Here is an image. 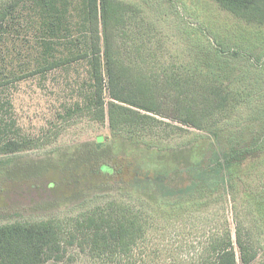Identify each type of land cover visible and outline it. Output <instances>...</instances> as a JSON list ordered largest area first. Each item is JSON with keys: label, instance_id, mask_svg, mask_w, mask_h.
Segmentation results:
<instances>
[{"label": "rangeland", "instance_id": "rangeland-1", "mask_svg": "<svg viewBox=\"0 0 264 264\" xmlns=\"http://www.w3.org/2000/svg\"><path fill=\"white\" fill-rule=\"evenodd\" d=\"M119 1L134 8L129 14L131 40L144 46L148 61L157 64L154 72L166 79L162 95L167 104L173 79L194 72L235 93L232 114L216 115L207 125L219 132V141L185 127L179 131L176 122L160 117L156 118L171 125L113 134L106 118L97 121L84 108L83 97L89 92L86 62L10 83L0 89L6 118L15 121L21 136L45 137L48 142L38 150L0 157V225L43 220L68 224L115 202L137 208L143 196L140 188L115 182V174L106 178L98 164L110 166L114 173L121 167L123 172L169 170L168 181L185 187L193 176L189 170H220L218 160L234 145L244 161L222 170L231 198L226 203L214 199L203 215L169 221L167 228L162 223L141 249L143 260L135 264H185L197 255L214 224L223 223L222 217L233 239L237 227L249 235L257 250L249 264H264V26L235 17L216 0ZM28 13L25 9L0 28V81L20 75V65H34V47L24 42L32 32L26 28ZM79 20L75 15L76 28ZM214 46L223 54L219 60ZM76 104L80 110H75ZM168 110L163 109L169 114ZM99 137L105 139L101 147L96 144ZM151 149L159 153L153 156ZM211 218L218 221L210 225ZM156 250L160 253L153 256ZM71 264H115V258L93 261L77 256Z\"/></svg>", "mask_w": 264, "mask_h": 264}, {"label": "trees", "instance_id": "trees-1", "mask_svg": "<svg viewBox=\"0 0 264 264\" xmlns=\"http://www.w3.org/2000/svg\"><path fill=\"white\" fill-rule=\"evenodd\" d=\"M216 1L235 17L264 26V0ZM25 9L31 22L27 21L30 25L26 28L32 32L26 35L24 42L34 47V65L31 66V62L20 65V75L10 80L2 78L0 89L13 82L86 62L89 92L83 97L84 108L97 121L103 122L106 118L113 134L145 133L171 125L156 118L160 117L176 122L178 125L174 127L179 131H184L182 127H185L219 141V132L208 130L207 125L216 115L223 114L225 118L232 114L236 107L234 101H237L235 93L223 84L216 85L206 75L194 72L197 76L184 74L173 79L170 104H167V98L162 95L166 79L154 72L157 64L148 61L144 46L131 40L129 14L134 13V8L130 4L119 0H6L0 3V28L18 18L16 14L20 16ZM77 14L80 20L76 28L73 20ZM214 47L215 60H219L223 54ZM163 109L171 112L168 110L167 114ZM3 110L0 106V157L38 150L46 145L45 137L21 136L15 121L7 119ZM75 110H80L78 104ZM97 141L101 147L105 139L99 137ZM255 141L259 144L258 138ZM227 149L222 153L226 154L224 159L218 160L220 170H189L193 176L185 187L168 181L169 170L146 173L140 168L123 172L121 167L114 173L110 166L98 164L99 173L105 177L115 174L118 177L115 182L127 183L134 190L139 187L143 195L141 205L132 208L128 204L109 203L85 212L68 224L55 220L1 224L0 264H71L77 256H87L93 261L115 258V264H135L143 260L141 249L152 231L163 228L162 223L187 215H203L214 199L226 203L228 196L231 198L222 170L239 166L244 160L238 158L234 145ZM150 151H155L151 152L153 156L159 153L154 149ZM195 169H198L196 165ZM220 214H224V208ZM222 220L221 225L214 224L209 236H204L199 243L197 255L187 259L185 264L252 262L257 250L249 235L237 227L233 239L229 222L226 217ZM217 221L211 218L208 224ZM169 226L167 223L166 228ZM159 253L156 250L152 255Z\"/></svg>", "mask_w": 264, "mask_h": 264}]
</instances>
